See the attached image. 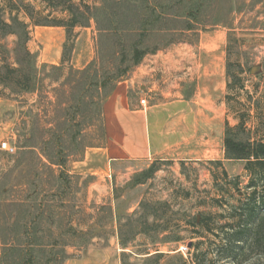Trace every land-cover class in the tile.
Listing matches in <instances>:
<instances>
[{
	"label": "rangeland",
	"instance_id": "rangeland-1",
	"mask_svg": "<svg viewBox=\"0 0 264 264\" xmlns=\"http://www.w3.org/2000/svg\"><path fill=\"white\" fill-rule=\"evenodd\" d=\"M176 2L84 0L82 7L91 8L83 9L87 26L68 41L66 30L53 26L61 15L44 0H0L3 21L12 24L18 16L28 33L4 36L0 30V67L28 69L32 62L40 81L36 92L23 94L0 84V264H68L83 258L86 264H264L249 247L237 260L220 259L216 248L237 222L240 201L253 191L243 162L224 159L221 167L214 163L218 158H202L109 165L95 154L106 143L104 94L98 96L85 80L75 89L76 72L97 60L104 61L95 68L99 77L111 70L110 49L120 39L100 31H140L154 8L164 17L152 26L163 34L146 42L151 49L193 44L205 32L227 34V78L234 89L230 103L226 100V130L227 124L234 128L245 121L237 140L264 139V0H194L185 9L197 5V19L177 17ZM188 26L194 30L186 31ZM121 41L129 47L138 39ZM58 53L61 59L66 53L68 61L57 64ZM4 142L15 153L3 150ZM61 159L65 164L57 166ZM235 181L238 189L229 184ZM205 217L213 233L198 225Z\"/></svg>",
	"mask_w": 264,
	"mask_h": 264
},
{
	"label": "crops",
	"instance_id": "crops-1",
	"mask_svg": "<svg viewBox=\"0 0 264 264\" xmlns=\"http://www.w3.org/2000/svg\"><path fill=\"white\" fill-rule=\"evenodd\" d=\"M226 36L224 31L205 32L193 44H173L148 55L118 82L104 102L106 143L95 154L109 165L226 160ZM60 55L57 64L63 61ZM84 259L68 264H86Z\"/></svg>",
	"mask_w": 264,
	"mask_h": 264
},
{
	"label": "trees",
	"instance_id": "trees-1",
	"mask_svg": "<svg viewBox=\"0 0 264 264\" xmlns=\"http://www.w3.org/2000/svg\"><path fill=\"white\" fill-rule=\"evenodd\" d=\"M44 1L49 4L51 10H57V13L61 15L57 17V21L53 23V26L64 28L67 33L68 41H70L71 38L76 37L77 34L75 33V30L77 28H85L87 26L83 21L84 18L87 20L86 14L83 13V9L90 12L91 8L86 5H84V8L82 7L84 0H81L80 5H76L73 0H62L63 3L61 6L55 5L54 0ZM192 4H194V0H177L176 8H181L180 11H178L179 13L177 12V17L187 16L189 18L197 19L196 16L199 12L197 5L190 12L185 9L187 5ZM27 16L30 17L35 26L41 25V23H36L35 18L30 15V13ZM163 17L164 16L161 14H156L154 8L152 13L148 15V19L146 18L144 20V25L140 31H136L134 29L131 31L120 29L100 31L104 36L110 37L111 35L120 39L119 41H116L110 49L111 57L110 61H107V64L112 66V68L111 70L106 69V73L99 77L95 68L98 67L100 62H103L104 64V61L99 62L97 60L89 64L85 69L78 70L76 72L78 77L76 81L77 88L75 89L79 90L78 88L81 86V81L85 80L87 87L89 89L96 90V92H98V96L101 95L102 97L104 94L102 101L105 102V100L113 92L116 84L124 78L132 70V68L139 66L148 55H155L158 51H160V48L158 47L151 49L147 46L146 42L152 37H157V35L163 34L161 29H156L152 26L162 21ZM89 19L90 16L88 17V20ZM26 29L27 25L21 23L18 16L12 17V24H8L3 21L0 8V30L3 32L4 36L14 34L19 35L21 33L27 38L28 33L26 32ZM193 30V27L190 26L186 29V31ZM186 31L183 29L181 32L185 33ZM121 38H137L138 42H134L128 47L124 41H121ZM67 49V45H65L66 53ZM66 53L63 58L64 63L68 61L66 59ZM27 55L28 57H31V54L28 51ZM28 65V69H24L20 66L15 68L8 64L1 66L0 84L4 86H14L17 90H19V94L36 92L40 87V81L34 74L32 62H29ZM228 79V95L226 100L230 103V93L234 89V82L232 81L230 75L228 76ZM245 126V121L241 122L234 128L227 124L225 135V153L226 160L243 162L245 164V171L250 178V183L247 185V188L252 189L253 191L252 193L245 195V201H240V206L236 209L237 222L229 225L230 229L223 244L220 245V247L216 245V248L220 252V259L234 258L233 260H237V257L240 256L239 252H243L247 247L252 250L254 257L264 258V139H251L246 142L237 140L235 134L236 131L238 129L245 130ZM214 163L223 167V162L218 161ZM64 164V159L57 162V166H63ZM222 176L227 181L228 174L225 170H223ZM229 184L234 186L236 189H238L240 185L238 181ZM210 221V217H205L198 225L213 233V231L210 230ZM201 244L202 243H199L195 247L198 249ZM233 255L234 257H232ZM198 264L201 263L199 262Z\"/></svg>",
	"mask_w": 264,
	"mask_h": 264
},
{
	"label": "built area",
	"instance_id": "built-area-1",
	"mask_svg": "<svg viewBox=\"0 0 264 264\" xmlns=\"http://www.w3.org/2000/svg\"><path fill=\"white\" fill-rule=\"evenodd\" d=\"M141 103H142V105H144V104H145V101H142ZM2 149H3L4 151L10 153V154L15 153V149H14L13 147H11V146H10L8 143H6V142H4V143L2 144Z\"/></svg>",
	"mask_w": 264,
	"mask_h": 264
}]
</instances>
